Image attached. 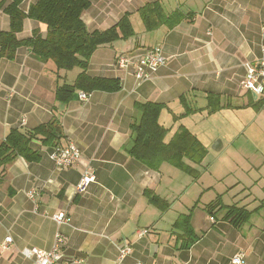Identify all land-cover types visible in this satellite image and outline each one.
<instances>
[{"label": "crops", "instance_id": "1", "mask_svg": "<svg viewBox=\"0 0 264 264\" xmlns=\"http://www.w3.org/2000/svg\"><path fill=\"white\" fill-rule=\"evenodd\" d=\"M35 1L22 0L20 8L26 11ZM153 1L166 12L180 9L186 15L172 29L161 25L146 30L137 9ZM125 13L135 35L94 50L86 68L89 76L118 77L121 88L116 92L92 91L81 100L82 90H77L70 100L60 101L57 87L71 83L77 69L57 70L25 46L11 59L0 57V142L12 128L55 121L61 144L73 142L81 151L78 166L58 168L50 159L53 148L32 140L38 160L17 157L0 166V264H32L22 250L50 249L56 232L63 236L60 255L66 264H233L237 253H244L245 264H264V226L252 216L264 209V181H258L256 172L260 160L249 165L261 144L243 140L240 150L247 154L237 161L240 165L235 162L240 169L232 176L236 166L225 149H234L235 142H216L214 148L225 147L217 154L211 148L215 137L209 139L204 128L197 129L194 118L199 115L204 122L227 111L236 116L264 103V97L240 85L243 63L264 46V0H91L82 20L88 30H103ZM34 28L45 33L42 24L25 19L18 38L30 36ZM0 29H9L1 9ZM155 46L161 47L166 62L139 85L132 67L115 64L117 54L134 57ZM146 101L164 105L158 122L167 129L166 142L180 126L199 140L206 150L200 162L183 157L187 170L169 161L148 168L130 153L136 103ZM85 167L95 181L73 196ZM224 195L230 202L222 200ZM218 198L223 205L251 211L248 220L236 228L223 218L225 209L208 214L205 205ZM58 211L69 215L67 223L51 219ZM184 214L189 215L192 235L178 225ZM8 236L12 241L4 249ZM124 242L130 253L119 259Z\"/></svg>", "mask_w": 264, "mask_h": 264}, {"label": "trees", "instance_id": "2", "mask_svg": "<svg viewBox=\"0 0 264 264\" xmlns=\"http://www.w3.org/2000/svg\"><path fill=\"white\" fill-rule=\"evenodd\" d=\"M22 0H1L0 9L9 18V29H0V57L11 59L17 48L25 46L32 56L41 62H52L57 70H74L78 72L71 83L60 85L56 89V98L60 101L70 100L75 91L86 93L92 91L116 92L121 88L118 77L89 76L86 68L91 54L99 47L112 46L114 42L126 40L134 36L129 13L122 15L113 25L103 30H88L82 20L84 11L89 8L91 0H36L26 11L20 8ZM146 30L166 26L172 29L184 19L180 9L166 12L158 1L146 2L137 9ZM32 19L45 27L42 34L34 28L30 36L18 38L23 21ZM183 98V97H182ZM163 104L146 101L136 103L137 116L131 123L132 137L130 153L148 168H157L163 161L187 170L182 161L187 157L200 162L206 150L199 140L185 127L180 126L171 139L166 142L164 137L167 129L158 122ZM189 112L186 110V113ZM61 128L55 121L41 123L31 129L12 128L0 142V166H5L17 157L28 161H36L39 154L30 146L32 140H38L50 147L61 144ZM208 214L215 208L225 209L224 217L239 228L245 223L251 211L236 205H223L220 198L205 205ZM178 225L188 231L189 215H181ZM195 238V236H194ZM190 239L192 242L195 240Z\"/></svg>", "mask_w": 264, "mask_h": 264}, {"label": "built area", "instance_id": "3", "mask_svg": "<svg viewBox=\"0 0 264 264\" xmlns=\"http://www.w3.org/2000/svg\"><path fill=\"white\" fill-rule=\"evenodd\" d=\"M166 62L161 47L155 46L146 50L143 54L129 57L124 54H117L115 64L119 68L132 67L136 84L150 79L157 70ZM245 69V77L240 85L245 90L251 92L255 97H264V46L260 48L259 55L251 60L243 63ZM78 98L87 100L88 93L83 91L78 93ZM50 159L58 168H74L78 166L81 151L73 142H67L63 146L53 147L50 152ZM95 181L94 173L88 167L81 171V176L77 184L73 187L72 195L83 194L87 187ZM28 196L32 199L34 192L30 191ZM51 219L57 224L67 223L69 215L65 211H58L51 215ZM142 231H139L141 233ZM12 241L10 236L6 237L2 243V248H7ZM63 236L60 232L55 233V239L50 249H41L30 247L22 250L25 257L32 259V264H66L61 260L60 249L63 245ZM130 253L129 246L124 242L118 250V258L123 259ZM233 264H245L244 253H237L232 257ZM135 264H145L137 262Z\"/></svg>", "mask_w": 264, "mask_h": 264}, {"label": "rangeland", "instance_id": "4", "mask_svg": "<svg viewBox=\"0 0 264 264\" xmlns=\"http://www.w3.org/2000/svg\"><path fill=\"white\" fill-rule=\"evenodd\" d=\"M134 25H135V23H134ZM222 113H227V114L225 115ZM233 114H235V113L230 112V111L218 112L214 115H211L208 118V120L204 121V122L202 120H199L200 119L199 115H196L194 118L196 119L197 129L204 128L207 131L206 133H207V137H209V139L212 138L213 136L215 137L214 143L211 145V148H212V150L216 151L217 154H219V155L223 154L225 147L223 148V150H219L217 148H214V144L216 142L219 141V143H222L224 141V143H226L225 145H227L229 142H230L229 144L232 145V143L235 142L233 144V148L235 150L232 149L229 152H227L225 149V153H226L225 155L231 157V159H232V167H233V164L236 166L233 170H231L232 176H234L235 172H237L240 169L236 165V163L238 165H240L241 162H237V161L240 159V157L247 154L246 151L240 150L241 149L240 145L241 144L243 145V140L246 139L252 145H255V144L257 145L258 143H260L261 146L257 145V148H259L258 153H254L255 157L249 165L256 166L259 164L258 169L260 171L256 170V172H258L257 177L261 178V179H258V181H261V180L264 181V103L260 104V106H258L256 108L246 107V109H244V110L242 109L240 111V113L236 116H233ZM206 133H205V135H206ZM239 133H241V134H239ZM216 153H215V155H217ZM242 159H243V157H242ZM258 159L260 160V163L256 164V161ZM216 160H217V158H216ZM245 163L243 162L244 165H245ZM253 175L255 177V170H253ZM243 179H244V177L240 180H243ZM247 179H249V178H246L243 181L247 182L246 181ZM231 180H232V178H231ZM261 190L264 194V190L263 189H261ZM226 196H228V195H224L222 200L225 203L230 202V199L226 198ZM203 200H207V196H205L203 198ZM257 204H259V203H257ZM201 207L202 206L200 205V209H201ZM252 216H254L255 218L259 217V219L256 223L262 224V227L264 226V223H263L264 209L259 211V213L258 212L252 213ZM251 221H254V220H251ZM252 223H254V222H252ZM248 227H252V226L251 225L246 226V229Z\"/></svg>", "mask_w": 264, "mask_h": 264}]
</instances>
